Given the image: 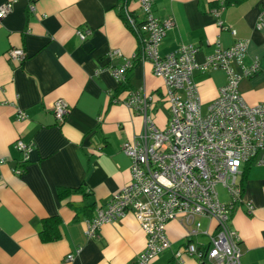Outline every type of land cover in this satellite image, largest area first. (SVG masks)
Segmentation results:
<instances>
[{
  "label": "crops",
  "instance_id": "0c3cea01",
  "mask_svg": "<svg viewBox=\"0 0 264 264\" xmlns=\"http://www.w3.org/2000/svg\"><path fill=\"white\" fill-rule=\"evenodd\" d=\"M7 2L12 9L0 18V264H136L146 235L131 213L102 223L94 237L85 229L97 209L130 182L131 161L122 146L142 131L143 119L123 100L130 92L152 94L151 116L163 129L170 115L164 82L150 62L133 58L139 39L120 17L121 0H0V6ZM214 2L156 0L155 17L175 22L159 53L192 44L198 48L196 59L203 61L217 42L228 47L246 40L244 63L258 60L259 70L242 78L238 91L249 105L264 103V29L256 28L264 0H245L218 16ZM128 5L141 21L137 1ZM86 29L91 33L81 40L77 31ZM114 49L119 55L109 58ZM14 50L22 51L21 60L11 58ZM127 60L132 63L126 73L129 88L113 97L118 83L110 68ZM193 81L206 108L226 75L221 69L197 71ZM57 100L69 106L61 122L53 113ZM17 140L33 145L25 163L14 147ZM239 184L243 196L229 224L239 235L241 264H264V166L243 164ZM221 187L225 199L220 200L228 201ZM64 190L69 192L62 195ZM51 216L61 220L60 238L42 242V220ZM200 220L203 229H214L207 218ZM165 228L171 247L150 264H176L175 251L188 241L178 220ZM190 241L201 244L207 237L199 234ZM69 254L74 257L66 261ZM184 263L197 264V259L185 256Z\"/></svg>",
  "mask_w": 264,
  "mask_h": 264
},
{
  "label": "built area",
  "instance_id": "2783aa9c",
  "mask_svg": "<svg viewBox=\"0 0 264 264\" xmlns=\"http://www.w3.org/2000/svg\"><path fill=\"white\" fill-rule=\"evenodd\" d=\"M143 18L138 21L128 4L121 5L128 27L139 39V51L133 56L150 62L153 74L164 82L163 99L169 110L167 126L163 129L154 123L151 111L154 96L130 92L123 103L143 119L142 131L123 143L122 151L130 158V182L115 192L104 207L87 222L85 234L94 237L99 226L114 222L131 213L146 235L144 250L136 264L150 262L170 249L171 242L165 231L167 223L178 220L186 228L188 239L174 253L176 264H185V256H194L197 264H241L242 250L238 233L230 227L233 207L242 199L239 176L243 164L253 162L264 166V103L247 104L238 91V83L259 70L258 60L244 63L248 42L237 39L228 47L218 42L203 61L196 59L198 48L192 44L181 45L165 55H160L159 45L167 31L172 29L173 18L160 19L153 14L156 0H136ZM212 12L215 16L225 8L224 0ZM12 9V3L0 6V18ZM222 26V23L219 22ZM256 28L264 29V9L260 12ZM91 31L79 30L84 40ZM119 55L111 50L109 58ZM21 50L11 52V58L21 60ZM240 69L236 72L232 66ZM132 63L111 67L110 73L117 83L124 82ZM221 69L226 82L218 95L203 108L195 72ZM69 106L62 100L53 105L57 121H63ZM24 119L26 114L20 112ZM14 147L22 153L21 163L29 159L32 143L17 140ZM17 173L21 169L15 170ZM222 185L228 201H221L216 190ZM248 212L252 206L247 203ZM201 218L214 224L202 228ZM205 235V243H194L192 237ZM80 249L76 250L78 253ZM74 255L66 256L71 261Z\"/></svg>",
  "mask_w": 264,
  "mask_h": 264
},
{
  "label": "trees",
  "instance_id": "16d2710c",
  "mask_svg": "<svg viewBox=\"0 0 264 264\" xmlns=\"http://www.w3.org/2000/svg\"><path fill=\"white\" fill-rule=\"evenodd\" d=\"M244 1L245 0H224V5H225V7L232 6V5H239V4L243 3ZM123 4H128V0H121L119 9H121V5H123ZM218 5H219L218 0H215L214 6L218 7ZM120 17L122 18V20L127 25L125 18L123 16V13L121 11H120ZM128 88H129L128 79H125L124 82L118 83L116 95H114L113 97H116L117 94L123 92L124 90H126ZM248 163H250V162H248ZM68 192H69V190H64L62 192V195L66 194ZM60 224H61V220L57 216H51V217L44 218L42 220V227H41V230L39 232L40 240L42 242H50V241H55V240L59 239L60 235H61L60 231H59Z\"/></svg>",
  "mask_w": 264,
  "mask_h": 264
},
{
  "label": "rangeland",
  "instance_id": "374dc122",
  "mask_svg": "<svg viewBox=\"0 0 264 264\" xmlns=\"http://www.w3.org/2000/svg\"><path fill=\"white\" fill-rule=\"evenodd\" d=\"M216 190L219 194V197L221 200L225 199L224 196H225V192H224V189L221 187V185H217L216 186Z\"/></svg>",
  "mask_w": 264,
  "mask_h": 264
}]
</instances>
